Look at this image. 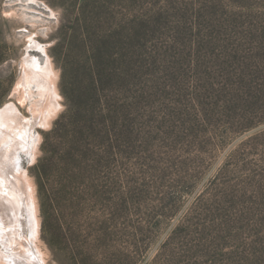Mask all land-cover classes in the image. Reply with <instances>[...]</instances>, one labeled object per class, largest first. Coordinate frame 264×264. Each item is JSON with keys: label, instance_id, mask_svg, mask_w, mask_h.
Masks as SVG:
<instances>
[{"label": "trees", "instance_id": "1", "mask_svg": "<svg viewBox=\"0 0 264 264\" xmlns=\"http://www.w3.org/2000/svg\"><path fill=\"white\" fill-rule=\"evenodd\" d=\"M59 1L69 16L64 22L72 24L61 27L65 33L63 81L68 76L71 81L65 111L36 166L40 199L45 222H52L54 229L72 211L68 208L79 210L73 214V224L67 225L74 228L83 222L77 217L88 204L99 203L103 222L88 221L94 228L91 244L108 250L119 229L117 212L127 208L119 172L127 159L141 150L152 151L149 143L159 135L198 138L212 135L222 122L243 130L264 124V115L259 117L264 113V0ZM204 61L207 78L200 80L208 87H200L205 98L197 93L192 99L189 73ZM217 85L219 90L214 89ZM165 101L171 119L183 115L175 107H184L189 127L184 122L162 124L159 117L153 125L147 124V115H158L154 106ZM253 114L255 122L240 125ZM158 126L167 129L162 132ZM50 179L52 189L46 185ZM242 194L248 196L247 191ZM224 202H230L231 209L217 208L225 212L218 221L199 218L198 225L194 219H182L161 244L154 263L208 259L200 264H213L211 259L216 263L228 257L230 264H253L252 259L264 264V254L247 259L238 253L240 246L233 247L240 239L236 232L242 231L241 223L247 219L236 211L242 207L249 214L253 202ZM213 208L208 206L210 215ZM195 224L203 233L192 231ZM75 230L73 236H77Z\"/></svg>", "mask_w": 264, "mask_h": 264}, {"label": "rangeland", "instance_id": "2", "mask_svg": "<svg viewBox=\"0 0 264 264\" xmlns=\"http://www.w3.org/2000/svg\"><path fill=\"white\" fill-rule=\"evenodd\" d=\"M60 6L59 0H0V107L9 102L14 103L26 116L32 118L28 110L29 101L23 99L24 88L19 86L24 73L23 60L28 53L43 64L47 56L49 57L56 74L55 85L60 95L59 109L51 125L48 128H36L34 154L22 153L20 161L22 173L31 186L37 210L36 217L40 225L37 245L46 264H155L154 257L161 244L179 226L182 219H194L198 225H201L197 221L199 218L218 221L225 212L217 208L231 209L228 206L230 202L225 204L224 201L253 202L249 203L252 207L249 214L246 212L247 209L242 207H238L236 211L239 215L244 213L247 219L241 223L242 231L236 232L240 239L233 247L240 246L238 253L248 256L247 259L249 256L252 258L263 255L264 124L251 130H243L232 128L229 123L222 122V125L213 128L212 135L199 134L198 138L189 137L188 134L182 138L178 137L179 134L175 137L169 134L159 135L149 143L150 149L156 148L155 150L143 153L141 150L127 159L119 167V172L123 176L120 180V189L124 196H121L125 197L127 208L123 207L117 212L119 229L108 250L91 244L94 228L89 222L97 219L103 222L102 216L99 215L102 209L99 203L88 204L83 214L77 217L83 219V222H77L74 228L67 226L73 224L74 212H79L74 208H68V211H72L68 212L65 220H61L62 224L56 225L57 230L61 226L59 232L55 231L52 222L51 224L49 220L45 222L40 199L42 197L39 186L40 171L38 172L36 166L45 156L43 146L47 140H51L50 133L65 111V92H68L71 81L69 76V79L63 81L65 47L62 40L65 33L61 27L63 24L69 26L72 24H69V21L64 22V19L69 20V16L64 14V8ZM35 42L39 43L46 53L31 50L29 45ZM206 64L204 61L189 73L192 99L196 98L197 93L205 98L200 86L206 84L200 79L207 78V74L204 76ZM67 73L71 74L70 71ZM220 80L219 78L217 81ZM218 87L219 85L214 86V89L219 90ZM171 89L177 90L174 87ZM209 101L210 97L207 102ZM167 104L168 101H165L154 106L153 110L158 115H147V124L153 125L154 118L159 117L158 121L162 124L172 126L177 123L180 126L184 122L189 127L190 119L185 115L184 107L181 105L175 107V111L183 115L172 117V120L168 116ZM197 104L198 100L195 102V105ZM224 106L220 104L223 111ZM263 115L264 113H261L259 117ZM250 122H255L254 114L251 115L250 121L241 122L240 125L245 126ZM158 128L162 129L161 126ZM210 128L212 129V127L206 129ZM166 129L163 126L162 132ZM173 141L175 145H172ZM57 181L55 178L56 187ZM46 185L48 189L54 187L51 179ZM242 191H247L248 196L243 197ZM209 205L214 207L211 215L208 213ZM198 225L195 224L192 231L201 234L203 231ZM73 230L78 237L73 236ZM142 230L144 234L141 233ZM26 233L30 234L28 231ZM197 237L196 239L201 238ZM252 240L260 241L251 243ZM79 244L88 245L83 249L78 248ZM211 260L213 264H230L228 257L217 260L216 263L215 260ZM252 260L255 262L253 264H258V261ZM200 262L207 263L209 260L199 259L198 262L192 261L191 264Z\"/></svg>", "mask_w": 264, "mask_h": 264}, {"label": "bare ground", "instance_id": "3", "mask_svg": "<svg viewBox=\"0 0 264 264\" xmlns=\"http://www.w3.org/2000/svg\"><path fill=\"white\" fill-rule=\"evenodd\" d=\"M29 47L46 53L37 42ZM23 62L19 86L24 88L21 92L23 99L29 101L32 118L14 103L0 107V264H46L37 245L40 225L31 186L20 161L22 153L34 154L36 128L51 125L60 95L48 56L43 64L28 53Z\"/></svg>", "mask_w": 264, "mask_h": 264}]
</instances>
